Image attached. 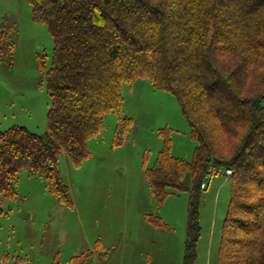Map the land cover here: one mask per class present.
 Masks as SVG:
<instances>
[{"label": "trees", "instance_id": "1", "mask_svg": "<svg viewBox=\"0 0 264 264\" xmlns=\"http://www.w3.org/2000/svg\"><path fill=\"white\" fill-rule=\"evenodd\" d=\"M29 1L54 39L51 107L45 134L23 125L0 130V197L17 196L26 169L73 206L61 153L76 166L88 158V140L102 132L105 116L121 113L123 84L146 78L176 96L198 143L187 161L172 154L167 136L146 169L159 202L189 189L192 177L183 264L197 257L201 184L211 163L233 169L219 264H264V0ZM131 127L120 116L117 145ZM83 263L81 255L67 264Z\"/></svg>", "mask_w": 264, "mask_h": 264}, {"label": "rangeland", "instance_id": "2", "mask_svg": "<svg viewBox=\"0 0 264 264\" xmlns=\"http://www.w3.org/2000/svg\"><path fill=\"white\" fill-rule=\"evenodd\" d=\"M0 31V130L23 125L45 134L53 36L47 24L34 19L29 0H0ZM122 93L120 115L107 114L102 132L88 140L90 156L76 166L66 153L60 155L73 206L26 169L19 174L17 196L0 197V264H67L81 255L83 264H183L192 177H186L189 189L174 190L159 202L146 169L155 164L167 136L172 154L187 161L194 159L198 143L171 91L139 78L124 83ZM120 116L131 118L132 127L117 145ZM231 194V177L223 172L202 190L194 264H219Z\"/></svg>", "mask_w": 264, "mask_h": 264}, {"label": "built area", "instance_id": "3", "mask_svg": "<svg viewBox=\"0 0 264 264\" xmlns=\"http://www.w3.org/2000/svg\"><path fill=\"white\" fill-rule=\"evenodd\" d=\"M224 167L225 170L221 171V168ZM227 176L230 177L233 174V169L231 167H227L218 163H211L208 171L206 172L205 176H204V181L201 184V188L205 189L208 186V182L209 180L215 175V174H220L222 173Z\"/></svg>", "mask_w": 264, "mask_h": 264}, {"label": "bare ground", "instance_id": "4", "mask_svg": "<svg viewBox=\"0 0 264 264\" xmlns=\"http://www.w3.org/2000/svg\"><path fill=\"white\" fill-rule=\"evenodd\" d=\"M203 181H204V180H203ZM206 188H207V187H206ZM206 188H205V189H206Z\"/></svg>", "mask_w": 264, "mask_h": 264}]
</instances>
